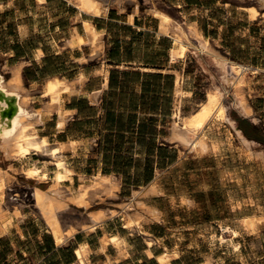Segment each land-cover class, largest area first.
<instances>
[{
    "label": "crops",
    "instance_id": "obj_1",
    "mask_svg": "<svg viewBox=\"0 0 264 264\" xmlns=\"http://www.w3.org/2000/svg\"><path fill=\"white\" fill-rule=\"evenodd\" d=\"M248 2L253 4L247 5ZM251 7L257 9L256 15ZM103 10L96 16L81 11L68 0H0V74L9 82L14 70L20 67L24 87L21 96L29 97L31 120H40L38 135L48 138L53 152V156L47 155L49 160H42L43 153L7 158L0 149L4 157L0 167L8 172L7 185L21 192L14 195L7 191L2 202L7 217L5 227L0 228V243L8 240L12 259L18 264H161L160 256L176 252L166 246L162 235L154 234L152 225L161 221L149 216L134 227L125 225L126 218L121 213L107 218L94 230L83 229L81 224L92 223L91 210L105 207L121 211V203L132 201L135 190L145 192L153 183L163 194L148 193L144 198L168 193L166 174L179 169L186 153L191 152L190 146L170 139L177 106L183 115H189L207 99V92L213 87L224 92V103L228 85L219 60L239 54L245 43L254 54H264V0H220L218 5L180 2L173 4V11L157 8L171 17L167 32L161 31V20L152 9L137 12L104 7ZM85 22H90L100 33L103 48L97 53L89 42ZM195 30L212 44L216 53L200 45ZM176 33L182 35L187 50L183 57L174 59ZM76 34L86 42L74 48L70 41ZM234 42L240 47L232 53L228 47ZM261 70L264 77V68ZM178 75L185 92L183 96L177 93ZM53 77L74 82L73 89L62 94L61 109L66 118L62 127L59 126L60 113L49 111V97L44 94L47 81ZM253 83L244 86V96L253 108L252 115H246L238 106L240 117L233 121L246 138L264 144L248 137L240 126L246 123L264 131L255 103L264 98V81L255 84L254 80ZM156 98L160 110L151 113L150 105ZM166 99L171 103L168 115L162 110ZM149 116L158 118L154 135L157 146L152 156L155 171L149 182L142 179L141 185L136 186L135 173L148 157L147 146L140 142V125ZM216 119V116L211 118L206 130L215 125ZM122 121L126 123L120 127ZM223 123L229 124L228 121ZM232 129L236 133L235 128ZM62 143L68 145L62 147ZM60 155L68 167L76 171L74 180L64 182V187L76 188L82 183V177L103 174L119 180L120 188L117 198L94 200L89 209L73 207L78 212L60 211L62 227L74 224L78 231L57 243L33 202L30 206L24 202L31 200L32 188L50 187ZM131 158L133 163L125 166L130 168L131 180H126V176L115 169ZM31 166L46 171L49 178L37 181L26 177L23 168ZM210 192L211 189H206L202 194ZM148 205L158 208L154 203ZM18 206L19 217L15 213ZM105 235L116 237L117 241L104 245ZM81 248L87 249V255H77L76 251ZM0 252L1 256L4 250ZM179 259L180 256H173L169 264ZM7 260L1 257L0 264H8Z\"/></svg>",
    "mask_w": 264,
    "mask_h": 264
},
{
    "label": "rangeland",
    "instance_id": "obj_2",
    "mask_svg": "<svg viewBox=\"0 0 264 264\" xmlns=\"http://www.w3.org/2000/svg\"><path fill=\"white\" fill-rule=\"evenodd\" d=\"M180 2L218 5L220 0H125L122 3L110 0L104 4L116 9L120 6L127 11L146 12L157 8L173 11V4ZM230 44L228 48L232 53L240 47L236 42ZM244 46L239 54L228 58L251 66L252 69L245 74L246 87L254 84V80L255 84L264 81L261 70L264 68V54H254L251 46L246 43ZM227 85L224 101L226 114L229 119L237 120L240 112L236 90L232 85ZM242 88L240 91L244 92ZM243 94L246 95V92ZM201 98L204 99V95ZM255 103L257 114L264 122V98L257 99ZM222 121L228 120L218 117L215 125L203 133L211 144L209 152L202 154L191 149V152L186 153L180 168L166 174L168 193L148 199L144 198L146 195L142 197L139 194L133 199H142L147 204L154 203L161 210V224L155 223L152 230L154 234L162 235L166 239V246L180 256L174 264H264V221L254 231H250L245 222L248 215H264V144L253 141L248 147L233 131L230 122L227 124ZM43 154L42 160H49L53 156L50 146ZM3 159L0 153V165ZM206 189L212 192L202 194ZM7 191L14 195L21 193L6 183V195ZM31 202L27 200L24 203L30 206ZM121 215L125 217L123 213ZM222 225L236 230L238 236L224 233ZM7 242L4 239L0 243V249L4 250L0 259L4 257L8 259V264H18L12 259L11 247Z\"/></svg>",
    "mask_w": 264,
    "mask_h": 264
},
{
    "label": "bare ground",
    "instance_id": "obj_3",
    "mask_svg": "<svg viewBox=\"0 0 264 264\" xmlns=\"http://www.w3.org/2000/svg\"><path fill=\"white\" fill-rule=\"evenodd\" d=\"M68 1L74 3V5H76L81 11L100 16L102 11H104L103 8L107 7L105 4H107L110 0ZM114 1L117 3H122L125 0ZM252 9L253 15H256L258 13L257 9ZM153 13L161 20V31L167 32L171 22V17L163 11L157 9H153ZM85 25L89 33V42L97 53L103 48L100 33L90 22H85ZM195 34L197 37H199L200 45L205 50L216 53V50L211 46L212 44L209 43V41L204 38L200 32L195 30ZM174 40L176 48L172 51V57L177 59L185 55L187 47L182 41V35L176 33L174 35ZM85 42L86 40L81 35L76 34L70 41V44L75 48V46H81ZM219 65L224 71V80L226 83L232 85L236 90L237 104L241 107L246 115H252L253 108L243 94L245 91H240L246 81L245 74L250 69H252L251 66L226 57H223L219 60ZM180 81V76L178 75L177 93L178 95L183 96L185 92L181 88ZM73 86L74 82H69L60 77H53L47 81L44 94L49 97V102L47 104L48 109L49 111L57 110L60 113V127L65 124L66 120L61 109L62 94L63 92L72 90ZM22 89H24V87L22 83L20 67L14 70L13 77L9 80V82L5 81L4 76L0 74V147L7 158L26 157L32 153L42 154L45 149L50 146V142L47 137L38 135L37 123L40 120H31L33 113H30L28 110L29 97L21 96ZM223 97L224 92L219 87H213V89L207 92V99L201 103L197 110L190 113L189 115H183L179 109V106H177L175 120L172 124V136L170 138L171 141H176L177 144L180 143L184 146H190V150L193 149L202 154L209 152L210 144L209 141L204 137L203 133L205 132L211 118L216 116L217 118L220 117L223 120H228L232 127L235 128V131L242 142L250 147L253 140L246 138L235 126L234 121L228 118L226 114V106L222 102ZM37 113H40V111H37ZM254 120L257 121V118L255 117ZM66 145L68 144H63L62 147H65ZM59 149L60 151L62 150L61 146H59ZM57 164L58 169L53 177V183L48 189H42L38 186L32 188L31 201L33 202V206L37 208L39 213H41L43 216L46 224L50 228V231L54 234L57 243H62L66 238H69L74 233H76L78 231V227L71 223L72 225L68 226V228H63L61 224L62 221H60L59 218V212L73 210V207L89 209L93 206L94 200H99L100 202L108 200L111 197L117 198L119 195L118 191L120 185L118 182L119 180L117 181L114 176L98 174L93 177L90 176L89 178L82 177V183L76 188L72 186L64 187V182L74 180V176H76L74 174L76 171L74 170V172L73 169L68 167L63 155L59 156ZM23 171L26 177L36 179L37 181L47 180L49 178V174L37 166H31L29 168L24 167ZM7 177L8 172L0 167V228L5 227L6 225L7 212L3 209L2 202L5 201L6 183L8 180ZM148 193L163 194V191L160 190L155 183H153L149 188H147L145 192L141 193L140 190H135L134 198L139 194L144 197ZM18 207L15 208V213L19 217L21 215V211L19 210L20 207ZM121 207H123L121 211L118 209H109L105 207H101L93 211L91 210V213H88L91 215L90 217H92V223L84 222L81 224V227L87 230H94L97 225H101L107 218L118 215L119 213H123L125 215V225H133V227L135 223L144 219L146 216H149L151 219L156 221L161 219V211L156 207L149 206L142 199L123 202L121 203ZM263 221V214L248 215L245 218L247 228L250 231H254L259 223ZM221 228L224 233L230 232L231 234L229 235L235 236L237 234V231L229 226L222 225ZM221 236L222 239H224V236ZM102 240L104 245H107L110 241L116 242L117 238H110L105 235ZM149 243L152 244V241H149ZM87 252L88 251L86 248H81L76 251L79 257L87 255ZM173 256H177V252H167L160 256L159 260L161 264H169V261Z\"/></svg>",
    "mask_w": 264,
    "mask_h": 264
},
{
    "label": "trees",
    "instance_id": "obj_4",
    "mask_svg": "<svg viewBox=\"0 0 264 264\" xmlns=\"http://www.w3.org/2000/svg\"><path fill=\"white\" fill-rule=\"evenodd\" d=\"M170 99H166L165 103L163 104V114L168 115L171 107V103L169 102ZM150 109L153 111H150L151 113H157L160 110V103L159 100L154 101L150 105ZM132 119V117H131ZM158 118H155L153 116H149L146 120H144L140 125V132L142 133L140 137V142L142 144H145L148 148V157L146 158L143 167H138V170L135 173V179L134 184L136 186H140L141 182L140 180H144L145 183L149 182L153 176L155 171V159L152 157L155 154L156 150V141L154 135L157 134V125H158ZM125 121L120 122V127H123L125 125ZM131 124V122H130ZM242 123L240 126L243 128L245 133L248 137L257 140L258 142L264 143V131L262 128L257 126L250 127L248 124ZM149 134V137H146V134ZM161 150V148H160ZM161 156V155H160ZM167 156V155H165ZM133 163V159H127L125 164H122L120 166H116V171L123 173L126 176V180H131V173L130 168H125V166L130 165ZM139 166V161H138ZM1 253V252H0Z\"/></svg>",
    "mask_w": 264,
    "mask_h": 264
}]
</instances>
